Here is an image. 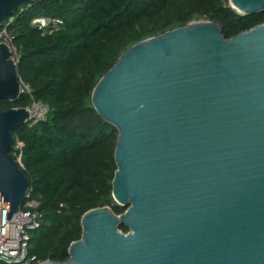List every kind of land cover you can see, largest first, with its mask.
Listing matches in <instances>:
<instances>
[{
  "label": "water",
  "instance_id": "water-1",
  "mask_svg": "<svg viewBox=\"0 0 264 264\" xmlns=\"http://www.w3.org/2000/svg\"><path fill=\"white\" fill-rule=\"evenodd\" d=\"M31 1L0 0V27ZM228 2L264 14V0ZM10 57L1 42L0 100L14 103ZM113 65L90 99L118 133L112 199L126 209L87 211L69 259L38 264H264V22L226 39L218 24L193 21ZM28 119L23 107L0 110L6 220L30 190L11 155L12 131Z\"/></svg>",
  "mask_w": 264,
  "mask_h": 264
},
{
  "label": "trees",
  "instance_id": "trees-1",
  "mask_svg": "<svg viewBox=\"0 0 264 264\" xmlns=\"http://www.w3.org/2000/svg\"><path fill=\"white\" fill-rule=\"evenodd\" d=\"M21 5L8 29L18 52L21 84L49 109L46 120L12 131L11 155L29 180L30 200L39 203L41 224L30 232L28 255L37 263H63L68 248L81 239V218L109 207L112 199L118 133L98 116L91 94L99 79L133 44L193 21L218 24L226 39L264 22V14L243 16L228 0H33ZM28 4V5H29ZM20 8H24L19 12ZM35 17L63 21L52 31L31 25ZM21 94L14 103L0 100V110L27 107ZM16 143L20 150H15ZM128 229L120 225L119 231ZM3 264V263H2Z\"/></svg>",
  "mask_w": 264,
  "mask_h": 264
},
{
  "label": "built area",
  "instance_id": "built-area-1",
  "mask_svg": "<svg viewBox=\"0 0 264 264\" xmlns=\"http://www.w3.org/2000/svg\"><path fill=\"white\" fill-rule=\"evenodd\" d=\"M27 5L26 9L29 8ZM25 10L20 8L19 12ZM15 13V12H14ZM15 16L9 17L0 27V43L6 44L11 54V59L17 63L18 52L13 45V37L8 33ZM31 25L41 32L52 31L63 25V21L49 17H35ZM21 84V83H20ZM20 94L29 97L31 103L23 107L28 115L27 124L29 127L39 124L46 120L49 109L41 102L35 101L31 91L21 84ZM20 150L16 143L15 150ZM16 162L20 163L21 154L15 155ZM30 190L21 206L20 210L13 214L9 220H6L7 204L0 202V264H38L34 256L28 255V244L30 241V232L35 231L41 224L42 214L37 210L39 203L30 200Z\"/></svg>",
  "mask_w": 264,
  "mask_h": 264
}]
</instances>
